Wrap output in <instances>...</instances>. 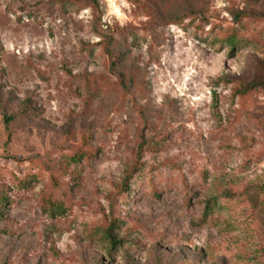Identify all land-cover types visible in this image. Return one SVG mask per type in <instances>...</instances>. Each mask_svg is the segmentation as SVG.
Here are the masks:
<instances>
[{"label": "rangeland", "instance_id": "obj_1", "mask_svg": "<svg viewBox=\"0 0 264 264\" xmlns=\"http://www.w3.org/2000/svg\"><path fill=\"white\" fill-rule=\"evenodd\" d=\"M253 82L264 0H0V264H264Z\"/></svg>", "mask_w": 264, "mask_h": 264}, {"label": "trees", "instance_id": "obj_2", "mask_svg": "<svg viewBox=\"0 0 264 264\" xmlns=\"http://www.w3.org/2000/svg\"><path fill=\"white\" fill-rule=\"evenodd\" d=\"M231 42V45H233L234 44V40H230ZM258 87H263L264 88V82H253V83H247V84H244V86H243V89L245 90V91H247V90H252V89H255V88H258ZM11 118H8V120H10ZM223 197H227V196H222L221 198H223ZM220 199V198H219ZM217 200V199H216ZM216 200L215 201H213V202H209L208 203V206H207V208H208V210L209 209H212L215 205H216ZM0 213H1V208H0Z\"/></svg>", "mask_w": 264, "mask_h": 264}]
</instances>
